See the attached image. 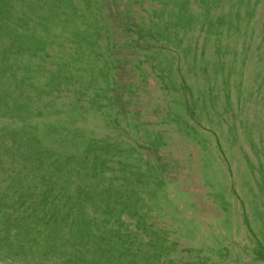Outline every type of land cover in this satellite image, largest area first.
Returning <instances> with one entry per match:
<instances>
[{
	"label": "rangeland",
	"instance_id": "rangeland-1",
	"mask_svg": "<svg viewBox=\"0 0 264 264\" xmlns=\"http://www.w3.org/2000/svg\"><path fill=\"white\" fill-rule=\"evenodd\" d=\"M0 264H264V0H0Z\"/></svg>",
	"mask_w": 264,
	"mask_h": 264
}]
</instances>
